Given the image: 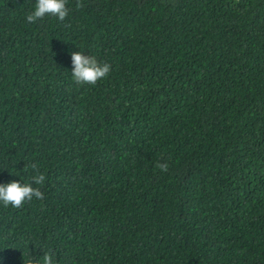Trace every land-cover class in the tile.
Here are the masks:
<instances>
[{
	"label": "trees",
	"instance_id": "obj_1",
	"mask_svg": "<svg viewBox=\"0 0 264 264\" xmlns=\"http://www.w3.org/2000/svg\"><path fill=\"white\" fill-rule=\"evenodd\" d=\"M81 2L0 0V264H264V0Z\"/></svg>",
	"mask_w": 264,
	"mask_h": 264
},
{
	"label": "clouds",
	"instance_id": "obj_2",
	"mask_svg": "<svg viewBox=\"0 0 264 264\" xmlns=\"http://www.w3.org/2000/svg\"><path fill=\"white\" fill-rule=\"evenodd\" d=\"M68 0H35L34 10L26 14L28 23H35L38 19H43L45 15L56 17L63 22L69 14L66 7ZM81 0H77L76 7H82ZM72 78L78 84L95 85L99 80L107 77L111 71L108 63H101L93 55H85L84 52L77 51L71 53ZM31 167L36 175L32 177V182L36 185H43L45 175L39 171L36 163L25 165L24 168ZM161 172H167L169 165L165 162H157L155 165ZM33 198L43 200L44 193L32 183L21 184L18 181H11L6 184H0V203L4 207L21 208L25 201H31ZM55 254L50 250L44 252L40 258L29 255L28 259L23 258V264H57L54 258Z\"/></svg>",
	"mask_w": 264,
	"mask_h": 264
}]
</instances>
